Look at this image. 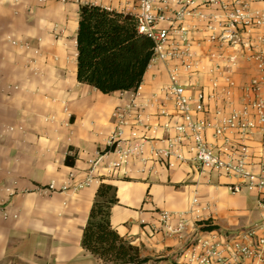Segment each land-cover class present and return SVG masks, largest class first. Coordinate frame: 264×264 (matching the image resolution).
I'll list each match as a JSON object with an SVG mask.
<instances>
[{
	"label": "crops",
	"instance_id": "0c3cea01",
	"mask_svg": "<svg viewBox=\"0 0 264 264\" xmlns=\"http://www.w3.org/2000/svg\"><path fill=\"white\" fill-rule=\"evenodd\" d=\"M82 2L0 0V205L9 213H0V264H107L82 244L101 183L115 187L112 226L140 247L147 258L142 264H184L181 240L152 226L159 210L186 209L196 192L211 204L212 222L223 231L263 219L256 191L232 194L230 177L199 174L193 163L162 167L158 176L104 177L74 193L35 191L52 180L61 185L71 172L76 180L87 175L114 127L112 111L123 102L121 91L104 93L78 79ZM9 35L29 47L12 44ZM252 145L258 164L264 146L259 140Z\"/></svg>",
	"mask_w": 264,
	"mask_h": 264
},
{
	"label": "built area",
	"instance_id": "2783aa9c",
	"mask_svg": "<svg viewBox=\"0 0 264 264\" xmlns=\"http://www.w3.org/2000/svg\"><path fill=\"white\" fill-rule=\"evenodd\" d=\"M102 1L81 5L132 16L153 42L152 57L137 87L121 91L114 127L87 175L76 180L71 172L61 185L52 180L35 191L74 193L104 177L158 176L162 167L193 163L199 174L230 177L232 194L256 191L264 207V158L255 162L252 145L264 146V0ZM0 213L9 215L1 205ZM212 215L196 192L186 209L159 210L152 228L181 240L184 264H264V218L223 231Z\"/></svg>",
	"mask_w": 264,
	"mask_h": 264
},
{
	"label": "trees",
	"instance_id": "16d2710c",
	"mask_svg": "<svg viewBox=\"0 0 264 264\" xmlns=\"http://www.w3.org/2000/svg\"><path fill=\"white\" fill-rule=\"evenodd\" d=\"M77 76L104 93L132 90L142 81L153 53L152 40L137 31L129 14L100 5L80 6L77 32ZM68 155L66 162L73 164ZM115 187L101 183L88 221L83 246L107 264H142L140 247L112 226Z\"/></svg>",
	"mask_w": 264,
	"mask_h": 264
}]
</instances>
